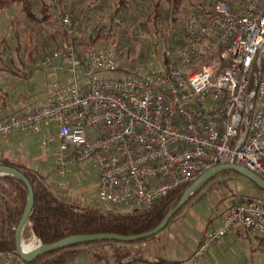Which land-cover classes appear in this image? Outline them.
<instances>
[{
  "label": "built area",
  "instance_id": "obj_1",
  "mask_svg": "<svg viewBox=\"0 0 264 264\" xmlns=\"http://www.w3.org/2000/svg\"><path fill=\"white\" fill-rule=\"evenodd\" d=\"M60 22L68 44L33 70L55 77L24 110L0 120V138L53 126L43 138L58 141L61 176L68 165L92 162L98 203L118 214L143 212L224 163L264 179V0L189 4L182 43L165 61L129 73L112 47L81 53L69 13ZM241 225L264 242L263 200L227 205L221 225L185 260L133 264H201ZM0 260L25 264L16 252Z\"/></svg>",
  "mask_w": 264,
  "mask_h": 264
},
{
  "label": "rangeland",
  "instance_id": "obj_2",
  "mask_svg": "<svg viewBox=\"0 0 264 264\" xmlns=\"http://www.w3.org/2000/svg\"><path fill=\"white\" fill-rule=\"evenodd\" d=\"M117 1L118 0H64L65 6L74 9L79 15V38L81 41L87 42L89 34L96 27H101L103 29L110 27L112 18L111 13L115 9ZM126 1L130 9L126 12L122 8V11L125 12L127 19L122 21L121 24L118 23L123 18L122 12L120 16L116 17V22H114L115 27H117L118 40L123 42L125 46L120 47V49L112 44L108 46H99V48L112 47L118 52L120 61L122 62L127 59V49L129 46L137 45L135 47L136 53L130 55V62L125 66L121 65V69L124 73L147 70L152 67L154 63L156 64V59H159L160 62L165 61L166 55L162 56V54L174 47V43L171 42V37L175 34V38H179L182 33H184L186 6H188L189 3L199 8L208 9L212 8L214 4L218 2V0ZM31 2L33 5V12L37 19H31L27 16L19 5L9 7L0 14V87L7 90L13 96L11 99H13L12 102L14 103L8 115L24 110L34 101L42 84L48 82L51 77L46 74H35L33 71L34 68L41 60L68 44V39L66 45L62 46V44H60L62 41L61 32L63 30L60 22V13L63 11L69 13L70 11L68 9L64 10V6H58L55 9L51 8L49 17L50 22H47L42 19L44 18L42 8L44 2L51 4L52 1L31 0ZM177 3L181 4L180 10L177 13L178 19H176V15L174 14V8ZM157 4H159L158 8L156 7ZM157 12L160 13V16L156 18ZM118 30H122V33ZM156 30H160L158 33L159 35H157ZM159 36H161V38ZM29 37H32L33 46L36 48V54L33 64L24 68L23 64L27 63L25 49L29 44ZM140 42L142 43L141 46L139 45ZM143 44L145 46L144 51L142 50ZM156 53L158 55L155 56L154 54ZM141 54L144 55L143 59L145 60V62L142 63L140 58ZM25 74H27L28 77L25 76ZM44 77H46V79ZM23 134L24 133L20 135ZM38 134L39 133H37V135ZM44 134L42 133L41 135ZM41 135L38 139L41 144L43 143L42 145L44 147L47 145V148L50 146L52 147V144L45 142ZM8 138H10V136H8ZM23 138L24 141L27 140V138ZM34 139L36 138L34 137ZM27 141V144L22 146L23 142L16 140L15 145H19V148L13 147V151H16L17 154L23 153L29 159L39 155L40 151L38 148H42V145H38L39 143L35 144L32 139ZM2 155L3 156L0 155V157L7 156V154ZM46 159L52 164V156H47ZM58 174L56 170V176L51 175V177L53 178L54 176V178H58L60 181L64 182H66L67 179L70 180V183L77 184L76 187L79 199L74 198V202L86 203L88 205L99 204L97 200L99 170L94 167L92 162L88 161L68 165L65 168L63 177L57 176ZM202 192L207 193L205 196L207 198L195 208L197 214L202 215L211 214L216 210L221 211L227 203L231 204L241 198H252L259 193L247 178L233 171L219 173L216 179L208 181L203 186ZM80 195L84 197V200L80 199ZM175 228L174 221L160 234L169 235ZM178 230V236L181 238L182 230ZM39 244V241L34 238L25 243V245L31 248ZM262 264H264V259Z\"/></svg>",
  "mask_w": 264,
  "mask_h": 264
},
{
  "label": "trees",
  "instance_id": "obj_3",
  "mask_svg": "<svg viewBox=\"0 0 264 264\" xmlns=\"http://www.w3.org/2000/svg\"><path fill=\"white\" fill-rule=\"evenodd\" d=\"M51 1V4L44 2L42 8V12L44 14V18H42L43 21L50 22L49 17L51 8L55 9L58 6H64V10L68 9L70 11L69 14L71 15L74 25L79 32L80 24H78V22H80V19L75 10L65 6L66 4L64 3V0ZM219 1L224 0H218V2ZM14 5H19L31 19H37L33 12L31 0H0V14L5 9ZM156 7L158 8L159 4H157ZM180 7L181 4L177 3L174 8L176 19H178L177 13L179 12ZM122 8L126 12L130 9L126 0L117 1L115 9L111 13L112 18L109 28L103 29L101 27H96L89 34L87 42L80 40L78 46L81 53H85L92 48H99L100 45L108 46L112 44L118 49L125 46L123 42L118 40L117 27L114 25V22H116L117 19L116 17L120 16L123 12ZM158 16H160L159 12L156 13V18ZM126 17L125 12H123V18L118 23L121 24L122 21L127 19ZM156 31L157 35H159L158 33L160 30ZM119 32L122 33V30ZM61 36L62 41L60 44L64 46L67 43V36L64 29L61 32ZM159 37L161 38V36ZM183 39L184 33H182L179 38H175L174 34L171 37V42L174 43L173 48L180 45ZM28 40L29 44L25 49L27 63L23 64L24 68L33 64L35 60L34 56L36 54V48L32 43V37H29ZM141 44L142 43L140 42L139 45L141 46ZM136 46V44L129 46L127 49V59L122 62L120 61L118 52H116L117 59L122 66H125L130 62V55H134L136 53ZM144 49L145 46L143 44L142 50L144 51ZM143 54L140 56L141 63L145 62ZM154 55L156 56L158 54L156 53ZM163 55L165 56L166 52H164L162 56ZM25 76H27V74H25ZM12 97L13 96L7 90L0 87V120L6 118L11 110V107H13L14 103L12 102ZM0 164L18 169L30 181L34 192V206L29 223L24 228L22 238L26 243L34 238L45 245L53 244L74 235H95L107 233L131 236L153 230L179 202L182 194H184V192L194 183L193 181L175 188L168 196L143 212L118 214L107 211L98 205H81L76 202L64 200L53 189L49 175L42 173L39 169L32 168L31 166L16 160H11L8 157H0ZM227 171L229 170H224L220 173ZM235 173L241 175L238 172ZM217 175L212 177L209 181L216 179ZM250 182L253 187L259 191V193L256 194L255 197L248 199L241 198L235 202L247 200L264 201V190L252 181ZM202 189L203 187L186 202L183 208L179 209L173 215L167 227L180 217L186 207L191 204H197L203 197L206 196L207 193H203ZM28 198L29 193L27 186L21 179L9 174L0 175V253L3 255L11 252L17 253L16 231L25 212ZM158 234L131 242L104 240L75 245L48 253H41L32 261L24 262L25 264H79L82 259H84L87 264H124V261L128 259L130 263L133 264L141 261H150L141 250V246L149 244ZM13 264L19 263L13 262Z\"/></svg>",
  "mask_w": 264,
  "mask_h": 264
},
{
  "label": "crops",
  "instance_id": "obj_4",
  "mask_svg": "<svg viewBox=\"0 0 264 264\" xmlns=\"http://www.w3.org/2000/svg\"><path fill=\"white\" fill-rule=\"evenodd\" d=\"M51 76L49 81L42 84L36 97L47 89L51 78L55 77L54 73H40L37 75ZM54 75V76H53ZM58 78H64L62 73L56 74ZM46 79V77H44ZM48 78V77H47ZM36 133V134H34ZM49 132L55 133V128L53 126H46L41 124L37 130L22 131L12 135L4 136L0 138V155L7 154L6 157L11 160H16L31 166L32 168L39 169L42 173L56 176V170L58 175L61 177L59 168L55 163V150L58 144V141L52 142V147H44L41 142L38 140L39 136L43 133L44 135ZM24 133L23 135H20ZM37 133H39L37 135ZM34 134V136H33ZM19 135V136H18ZM10 136V138H8ZM38 136V138H37ZM43 136V135H41ZM16 137V138H15ZM27 140L32 139L35 144L42 145V148H38L40 151L39 155L28 158L23 153L17 154L13 151V147H18L15 145L16 140L22 141V146L27 144V140L24 141V138ZM34 137L36 139H34ZM21 143V142H20ZM45 144V143H44ZM38 147V146H37ZM47 156H52V164L47 161ZM63 177V176H62ZM99 179V177H98ZM58 180V182H57ZM53 189L59 194L61 198L66 201L74 202V198H78L77 193V184L70 183V180L66 179V182L60 181L58 178H50ZM64 182L63 186H60V183ZM99 184V183H98ZM98 195V188H97ZM207 197H203L201 201L197 204H191L185 208L181 213L180 217L175 221L176 228L168 234H158L155 239H153L149 244H144L141 246V250L145 253L146 258L150 261L153 260H163V261H176V260H185L196 250L203 241L204 237L212 230L218 228L223 219L224 211L227 203L221 211L216 210L211 214H197L195 211L196 206L204 202ZM80 199L84 200V197L80 195ZM98 200V198H97ZM78 203V202H76ZM233 203H236L235 201ZM231 203V204H233ZM81 205H88L86 203H79ZM99 206V204H98ZM180 229L181 238L178 236ZM176 239V240H175ZM178 239V240H177ZM178 243H177V242ZM24 243H26L24 241ZM262 236L253 235L249 229L244 226H238L230 234L223 238V242L219 245H215L210 252L203 258L201 264H262L264 256V244ZM1 261V260H0ZM79 264H87L84 259Z\"/></svg>",
  "mask_w": 264,
  "mask_h": 264
},
{
  "label": "water",
  "instance_id": "obj_5",
  "mask_svg": "<svg viewBox=\"0 0 264 264\" xmlns=\"http://www.w3.org/2000/svg\"><path fill=\"white\" fill-rule=\"evenodd\" d=\"M224 170L238 172L242 176L252 181L256 185H258L261 189L264 190V179L261 176H258L256 173L247 169L244 166L232 164V163L230 164L224 163L220 166L210 168L198 180L194 181L192 186H190L184 192V194H182V197L179 200V202L165 216V218L161 221V223L153 230H150L142 234L131 235V236H123V235H118V234H107V233L95 234V235H74V236H70L65 239H62L60 241H57L53 244L45 245V244L40 243L38 246L34 248H30L29 246L25 245L22 236H23V231H24L25 226L29 223L30 216H31L33 206H34L33 187L30 181L21 171L11 166L0 164V175L9 174L12 176H16L17 178L21 179L26 184L27 189H28V193H29L28 203H27L25 212L23 214V217L21 219V222L16 231L17 253L22 257V259L25 262L32 261L35 257H37L41 253H48V252L56 251L59 249H63V248H67V247H71L75 245L86 244V243H91V242H96V241H104V240H118V241H123V242H131V241L142 240V239L154 236L160 233L163 229L167 227L173 215L179 209L183 208L186 202L193 195H195L207 183V181H209L212 177H214L215 175H217L218 173Z\"/></svg>",
  "mask_w": 264,
  "mask_h": 264
}]
</instances>
